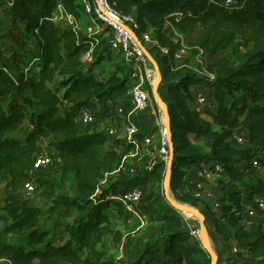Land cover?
<instances>
[{"label": "trees", "instance_id": "1", "mask_svg": "<svg viewBox=\"0 0 264 264\" xmlns=\"http://www.w3.org/2000/svg\"><path fill=\"white\" fill-rule=\"evenodd\" d=\"M224 1L111 0L116 10L138 21L142 32L151 28L158 44L149 53L166 88L174 152L170 190L181 191L183 203L201 208L218 235L237 241L242 264H264V221L250 229L241 222L243 205L264 197V0H244L235 7ZM9 6L12 23L35 40L34 49L23 56L37 72L24 86L0 45V260L116 264L108 259L107 241L120 243L123 236L115 230L113 217H129L118 197L139 181L162 185L166 164L158 155H147L141 175L124 171L136 147L129 144L124 152L117 150L104 131L82 126L77 113L90 102L105 111L109 102L129 99L136 80L126 63H117L107 78L95 74L97 66L115 60L108 31L97 37L96 44L94 36L56 22L60 6L76 22L91 18L80 0H9ZM199 29L203 34L195 53L202 50L211 56L207 69L213 79L176 65L175 54L182 48L177 34L191 35ZM90 51L93 62L84 65L83 57ZM194 86L213 90L214 109L195 111ZM239 128L249 132L241 150L230 141ZM154 131L142 128L134 138L142 144ZM192 137L210 140L211 151ZM50 140L61 166L55 177H37L41 192L27 199L26 170L36 157L46 155ZM255 160L262 176L248 180L245 166ZM210 163L220 164L228 178L219 180L221 219L202 199L183 192L190 170ZM66 186L71 193L65 192ZM37 198L47 200L49 207L36 206ZM162 222L164 252L159 264H211L201 242L184 230L176 210L164 215Z\"/></svg>", "mask_w": 264, "mask_h": 264}, {"label": "rangeland", "instance_id": "2", "mask_svg": "<svg viewBox=\"0 0 264 264\" xmlns=\"http://www.w3.org/2000/svg\"><path fill=\"white\" fill-rule=\"evenodd\" d=\"M0 3V45L4 48L5 61L16 65L18 68V73L16 76L22 80V83L25 86L37 72L35 64L25 62V58L23 56L25 53L34 49L35 40L28 33L21 31L19 26L12 23L9 0H0ZM56 22L63 28H71V24L67 20L57 19ZM74 28L75 30H81L83 33L90 36H96L98 34L97 24L91 18H84L81 21L76 22L74 24ZM194 34L179 35L177 37V41H180L182 46L186 49V54L176 65L185 68L190 74L197 73L207 76L210 74L208 73L207 65L209 64L211 58L204 59L198 56V53H195L197 50V41L202 36V33L198 31ZM138 35L140 36L139 32ZM147 49L149 50L150 47ZM117 54V52L113 51V57L115 59L113 62L105 61L100 66L95 68V74L99 78L109 77L114 72L117 63H126L124 58L117 57ZM83 63L84 65L90 64L86 55L83 57ZM128 68L131 71L132 68L130 65H128ZM147 69L149 80L145 79V85H147L149 88H152L153 90L152 82H154L156 78V73L153 65L150 62L147 64ZM158 92L162 100L165 102L166 88L163 82H161ZM145 114H151L155 119H149L152 127L146 128L145 132L151 131L155 128L156 131H154L152 134L158 133L162 124V120L164 119V115L161 108L156 104L153 93L151 107ZM105 115V111L100 110L97 115V125L89 129L92 131H104V127L101 125L103 122L102 119L105 117ZM135 120L139 121V119L136 118ZM156 122H158V126L156 125ZM156 137L159 140L157 135ZM51 142L52 141L50 140L46 145V155L52 157L54 163L50 169L40 172L43 178L55 177L57 175V170L61 166V163L57 162ZM152 152L153 155L159 156L157 151L152 150ZM145 158L146 156L144 154L141 156L127 157L125 166L123 167L124 171L135 176L141 175L147 166ZM253 170L254 169L249 168V177L252 179H257L259 174ZM115 178H118V176ZM250 178L247 179L249 180ZM131 186H140L144 193L143 199L141 204L138 206L137 211L134 213H129L128 219L123 220L116 216L113 217L114 228L122 234L123 239L120 243L115 242L112 238L107 241L109 251L108 259L113 260L116 264H159L164 252V246L162 244V240L164 238V224L162 222V217L170 213L173 209L166 200L165 187L167 186L168 188L169 196L179 204L198 209L200 211L201 208H196L189 204L183 203L180 196L181 191L178 193L172 192L170 190L169 182L165 184L164 181L162 185L156 186L152 182L142 183L139 181L137 185L133 184ZM64 189L66 193H71L67 186ZM213 190L216 192V194L218 193L217 196H220V183H218L217 186H214ZM119 193L120 192L117 190L115 192L116 196H118ZM34 201L36 206H39L44 210L49 207V202L45 199L37 198ZM253 210H255V208H253ZM179 213L183 220H185L184 218L187 217L191 218L187 221H184V229L194 239L200 240L199 236L196 234V232L199 230L198 218L183 212ZM251 227L252 226L246 228L250 229ZM206 239L212 251L216 255V264H242L238 256H232L230 252V243L224 241L222 238H219L214 233L213 226L211 224L208 226ZM209 258L212 264V258L210 255Z\"/></svg>", "mask_w": 264, "mask_h": 264}, {"label": "built area", "instance_id": "3", "mask_svg": "<svg viewBox=\"0 0 264 264\" xmlns=\"http://www.w3.org/2000/svg\"><path fill=\"white\" fill-rule=\"evenodd\" d=\"M243 1L244 0H225L224 2L229 7H235L242 4ZM80 2L85 12L97 24L98 34L94 36L95 43H99L98 36L103 34V32L108 31L106 35L110 37L109 49L121 54L126 64L131 66L132 77L136 80V85L131 91L128 99L129 106L122 104L115 107V113L113 116L117 120V124L103 126L104 132L111 140H116L121 136L124 138L127 145L133 144L136 147L135 149L137 152L141 154L153 156L152 150L157 151L161 160L167 164L170 157V147L165 120H162V124L158 131L159 140L154 138V135H151L147 136L142 144L134 138V136L140 132L141 127L132 120L133 116L146 113L151 107L152 88L145 85V79L149 80L147 73V64L149 60L147 59L142 46L145 49H147V46H158L155 37L149 32H142L138 21L133 16L123 15L116 10L111 0H80ZM57 19L69 21L71 28L75 29L74 24L76 21L72 16L65 14L62 6L59 7V12L55 16V20ZM138 32L140 33V36L138 35ZM239 49L241 50L242 48ZM160 52L163 55H169V50L167 48H161ZM185 54L186 49L182 46V48L175 54V61L177 63L180 62ZM198 56L204 59L211 58L209 54L203 53L202 50L199 51ZM86 57L89 59L90 63L93 62L92 51L87 53ZM208 76L213 79V76ZM206 108L214 109L215 105L205 96L198 97L196 99L195 111L199 114H203ZM99 111V105L94 102L83 105L77 113L79 123L85 127L96 126L98 123L97 115ZM120 119L122 120V123H120ZM248 139L249 132L244 128H239L234 132L230 141L235 148L241 150L246 147ZM57 162L60 163L58 158ZM53 163L52 157L48 155L36 157L32 161L26 170L28 179L23 185L25 198L31 199L41 192V188L35 182V179L41 177L40 172L50 169L53 166ZM251 165L255 169L261 168L256 160L252 161ZM223 173V167L217 163L195 165L191 171V175L196 178V181L193 183V195L196 198L202 199L206 188L205 182L218 179ZM143 195L144 193L140 186H133L122 196L118 197V199L123 202L129 213H134L141 204ZM205 203L208 204L209 208L214 213L220 212V205L216 199H208ZM246 203L250 206H246L248 210L246 213L243 211L241 212L242 224L247 228L253 226L258 217L260 218L259 223L263 222L264 197H257ZM253 208H255V210H253ZM196 234L200 239V229ZM1 261L3 260H0V262Z\"/></svg>", "mask_w": 264, "mask_h": 264}, {"label": "crops", "instance_id": "4", "mask_svg": "<svg viewBox=\"0 0 264 264\" xmlns=\"http://www.w3.org/2000/svg\"><path fill=\"white\" fill-rule=\"evenodd\" d=\"M198 31H200L202 34H203V32L199 29ZM198 31H196L195 33H197ZM149 33H151L152 35H153V33H152V29L150 28L149 29V31H148ZM179 35H184V34H177V37L179 36ZM192 35V34H191ZM195 35V34H194ZM154 36V35H153ZM177 37H176V40H177ZM201 38V37H200ZM148 47H150V48H152L151 46H148ZM147 47V48H148ZM148 50V49H147ZM149 51V50H148ZM191 94H192V96L195 98V101H196V99L198 98V97H200V96H205L210 102H212V104H214V92H213V90L212 89H210V88H207V87H205V86H194V87H191ZM122 104H124V105H126V106H129V101H128V99H118V100H114V101H111V102H109L108 103V105H107V107H106V109H105V113H106V115H105V117H103V119H102V125L101 126H111V125H115V124H117V120L115 119V117L113 116V114L115 113V107L116 106H120V105H122ZM148 112V111H147ZM203 117L205 118V119H207V120H210V118L209 117H207L206 115H203ZM135 118L136 119H139V121H136L135 120ZM149 119H154L153 118V116L151 115V114H145V113H141V114H139V115H135V116H133V122H135L136 124H138L140 127H141V129L142 128H150V127H152V125L150 124V122H149ZM155 120V119H154ZM120 123H122V120L120 119ZM156 125L158 126L159 124H158V122H156ZM152 130H155V128L154 129H152ZM154 135V138H157L156 137V135L158 136V133H156V134H153ZM192 141L194 142V143H197V144H200V145H202L203 147H204V149H205V151L207 152V153H209L210 151H211V141L210 140H208V139H200V140H195L194 139V137H192ZM113 142H114V146H115V148L117 149V150H119V151H121V152H124L125 151V148H126V145H127V143H125V140H124V138H122L121 136L120 137H118L116 140H113ZM155 143V142H154ZM142 154L141 153H139V152H137V150L135 149V151H133V152H131L130 153V155L129 156H141ZM145 156H147V155H145ZM237 159L238 158H235L234 159V162H236L237 161ZM249 168L250 169H254L253 171H255V172H257L258 174H259V177H261L262 176V173H263V170L261 169V168H258V169H255V168H253L252 167V165H251V162H248L247 164H246V166H245V171H247L246 173H247V178H250L249 177V174L248 173H250L249 172ZM191 171H192V169L190 170V172H189V174H188V177H187V179H186V182H187V185L185 186V188L183 189V192H187V191H189V192H193V183L196 181V178L194 177V176H192L191 175ZM258 177V178H259ZM223 180V181H228V178H227V176H226V174H225V172L221 175V177L220 178H218V179H215V180H213V181H207V182H205V185H206V188H205V192H204V196H203V198H202V200L205 202L206 200H212V199H218V198H220V197H222L223 196V193H222V191L220 190V196H217L218 195V193L216 194V192L213 190V187L214 186H217V184L219 183V180ZM250 179H252V178H250ZM249 207L250 205L248 204V203H246V204H244L243 205V212L244 213H246L248 210H247V207ZM179 213V212H178ZM180 214V213H179ZM216 215H217V217L219 218V219H221L222 218V213L221 212H219V213H216ZM187 217V216H186ZM185 220H183V221H187L188 219H191V218H184ZM257 222L254 224V225H257V223H259L260 222V218L258 217L257 218V220H256ZM209 224H211L212 226H213V231H214V233L219 237V238H222L224 241H227V242H229L230 243V246H231V254H232V256H238L239 257V250H238V247H237V245H238V243H237V241L234 239V238H225V237H223V236H220V235H218L217 233H216V230H215V225H214V223L211 221V220H206V227H207V229H208V226H209ZM184 226H185V223H184ZM253 227V226H252ZM185 230V229H184ZM0 264H9V263H7V262H5V261H1L0 262Z\"/></svg>", "mask_w": 264, "mask_h": 264}, {"label": "water", "instance_id": "5", "mask_svg": "<svg viewBox=\"0 0 264 264\" xmlns=\"http://www.w3.org/2000/svg\"><path fill=\"white\" fill-rule=\"evenodd\" d=\"M142 46V45H141ZM145 55L147 57V59L149 60V62L153 65L155 73H156V78L154 80L153 83V96L155 99L156 104L161 108V110L164 113L165 116V127L167 130V134H168V142H169V147H170V157L169 160L166 164V175H165V184L167 182H169L170 179V174H171V169H172V164H173V159H174V152H173V145H172V139H171V121H170V115H169V111L168 108L165 104V102L162 100V98L159 95L158 89L159 86L162 82V75H161V71L158 67L157 62L154 60V58L150 55L149 51L147 49H145L142 46ZM165 197L166 200L168 201V203L170 204V206L175 209L177 212H183L186 214H192L195 215L198 220H199V229H200V242H201V246L202 248L211 256L212 258V264H216L217 262V258L216 255L214 254V252L212 251L210 245L207 243V227H206V217L204 216V214H202V212L198 209H194L191 207H187L184 205L179 204L178 202H176L175 200H173L170 196H169V192H168V188L167 186L165 187Z\"/></svg>", "mask_w": 264, "mask_h": 264}, {"label": "bare ground", "instance_id": "6", "mask_svg": "<svg viewBox=\"0 0 264 264\" xmlns=\"http://www.w3.org/2000/svg\"><path fill=\"white\" fill-rule=\"evenodd\" d=\"M164 120H165V117H164ZM188 215L193 216V217H196L195 215H192V214H189V213H188ZM206 241H207V240H206ZM207 243H208V241H207Z\"/></svg>", "mask_w": 264, "mask_h": 264}]
</instances>
